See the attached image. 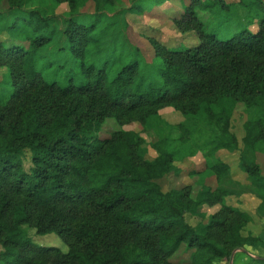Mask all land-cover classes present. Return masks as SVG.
I'll return each instance as SVG.
<instances>
[{
	"label": "trees",
	"instance_id": "trees-1",
	"mask_svg": "<svg viewBox=\"0 0 264 264\" xmlns=\"http://www.w3.org/2000/svg\"><path fill=\"white\" fill-rule=\"evenodd\" d=\"M6 1L8 27L23 11L28 34L24 45L0 41L8 78H0V264H221L245 246L264 247V235L242 233L247 211L226 203L235 192L202 183L193 196L191 184L163 190L159 182L178 176L175 163L197 152L205 167L192 177H223L229 165L219 154L237 151L264 202V169L255 160L264 155V16L255 30L243 26L221 39L199 12L222 20L232 3L180 0L171 22L194 32L195 43L171 47L147 35L148 61L129 26L106 10L113 0ZM62 2L68 11L55 14ZM240 3L264 9L261 0ZM53 39L60 45L50 56ZM166 107L182 120H164ZM131 122L142 130L123 128ZM105 123L112 129L100 135ZM216 205L202 225L187 222L186 214ZM22 225L56 233L68 250L31 242ZM182 246L189 261H172ZM256 260L264 264V256Z\"/></svg>",
	"mask_w": 264,
	"mask_h": 264
},
{
	"label": "rangeland",
	"instance_id": "rangeland-1",
	"mask_svg": "<svg viewBox=\"0 0 264 264\" xmlns=\"http://www.w3.org/2000/svg\"><path fill=\"white\" fill-rule=\"evenodd\" d=\"M186 3L188 0H183ZM225 3H232L229 8L228 17L219 19L217 11H200L199 18L206 25L207 30H214L218 38L226 39L232 36L235 30H239L243 26H247L250 30H255L257 26L256 20L259 21L260 17L264 16V9L258 7V5H252L246 7L240 0H223ZM255 2V0H244V2ZM264 2V0H261ZM46 4L49 6L52 0H46ZM134 3H139L144 7V11L139 13L138 11H127V8ZM36 4H34L35 6ZM91 7L93 6L91 2ZM172 5V7H171ZM90 8V6H88ZM171 7V8H170ZM180 0H113L111 7L107 8V11H112L111 14L118 15V25L120 28H124V24L129 26L128 34L130 38L140 46L146 60L151 58V50L148 45V40L145 36L155 35L167 42L168 46H191L196 41V35L192 31L181 33L176 26L171 22L174 17H177L181 11ZM219 8V5H218ZM223 9V8H222ZM248 9V11H247ZM263 9V11H262ZM215 10H218L217 8ZM55 14L62 15L68 11V5L65 2L59 3L53 9ZM84 11H88L85 7ZM168 12V13H167ZM223 13L224 11H220ZM248 12V13H247ZM23 11H18L17 15L19 19L15 20L16 26L9 28L13 22V16L8 13V4L6 0H0V41L4 46L7 41H13L14 43L24 45L26 43V36L28 34L27 29H23L21 16ZM248 21L246 20V16ZM248 14V15H247ZM169 15V16H168ZM219 17V18H218ZM252 18V19H251ZM159 22H157V20ZM251 19V20H250ZM221 23H217L220 22ZM145 34V35H144ZM148 37V36H147ZM60 45V41L53 39L48 46L52 49L50 56L56 55V49ZM7 71L5 67H0V78L8 80L6 77ZM9 94L12 90L11 86L5 84ZM161 117L170 122L177 123L182 120L180 112L174 110L172 107H166L160 110ZM107 120H105L106 122ZM241 122L240 118L235 120L236 131L238 137L241 136ZM106 125V123L104 124ZM115 126V124H114ZM124 129H131L135 131H141L142 127L138 122H131L123 126ZM105 131L100 132V135L107 133L112 129L110 124L104 127ZM143 136L149 140L150 134L143 133ZM220 158L229 165L227 173L223 177H217L215 175L206 174L201 172L199 176L197 173L191 176L190 172L202 171L205 167L204 159L200 152H197L194 156L187 157L181 162L175 164L181 168V172L178 176L174 174H168L159 180L162 189L168 190L170 188H181L185 184H191L192 195L195 196L201 189V185L210 186L212 188L225 187L227 190L235 192L226 197V203L238 208H241L250 216V219L246 222L242 233L244 235L253 234L264 235V202L262 201L261 193L257 191V188L250 182L247 174L241 170L238 164L239 154L237 151L228 152L221 151ZM155 156V152L148 147V157ZM256 162L260 165L262 170L264 169V155L258 153L255 157ZM203 183V184H202ZM218 209V206L202 208V214H186L187 222L192 226L202 225L208 219L209 214ZM22 230L26 234L27 238L37 244L43 246H54L61 251L66 252L68 250L67 245L61 240V238L54 232L47 234H37L34 229L27 225H22ZM184 245V244H183ZM190 251L181 247L178 251L170 257L174 262H188ZM264 256V247L245 246L242 249L235 250L230 259L221 262V264H260L256 260V257Z\"/></svg>",
	"mask_w": 264,
	"mask_h": 264
},
{
	"label": "crops",
	"instance_id": "crops-1",
	"mask_svg": "<svg viewBox=\"0 0 264 264\" xmlns=\"http://www.w3.org/2000/svg\"><path fill=\"white\" fill-rule=\"evenodd\" d=\"M171 7H172V5H171ZM171 7H170V8H171ZM167 13H168V12H167ZM168 16H169V15H168ZM156 20H157V19H156ZM157 22H159V20H157Z\"/></svg>",
	"mask_w": 264,
	"mask_h": 264
},
{
	"label": "water",
	"instance_id": "water-1",
	"mask_svg": "<svg viewBox=\"0 0 264 264\" xmlns=\"http://www.w3.org/2000/svg\"><path fill=\"white\" fill-rule=\"evenodd\" d=\"M234 252V251H233Z\"/></svg>",
	"mask_w": 264,
	"mask_h": 264
}]
</instances>
